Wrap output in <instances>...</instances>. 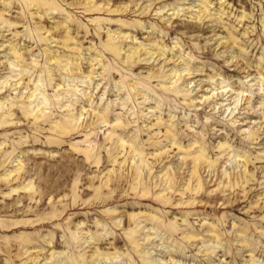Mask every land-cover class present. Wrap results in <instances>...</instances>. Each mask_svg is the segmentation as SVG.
Masks as SVG:
<instances>
[{"label":"rangeland","instance_id":"obj_1","mask_svg":"<svg viewBox=\"0 0 264 264\" xmlns=\"http://www.w3.org/2000/svg\"><path fill=\"white\" fill-rule=\"evenodd\" d=\"M0 264H264V0H0Z\"/></svg>","mask_w":264,"mask_h":264},{"label":"clouds","instance_id":"obj_2","mask_svg":"<svg viewBox=\"0 0 264 264\" xmlns=\"http://www.w3.org/2000/svg\"><path fill=\"white\" fill-rule=\"evenodd\" d=\"M179 81H173V86L178 84ZM160 81L157 82L156 86H153V88L149 89V91H153L154 89L159 88ZM165 91H168V89H165ZM227 89H225L223 86L220 87L217 91L211 92L203 101L204 104L208 106V110L213 115H219L221 112L224 113V116L226 119H231L232 115H235L236 111L239 110L241 100L239 98H236L235 101H230ZM210 119V118H209ZM66 239L68 240L69 244L71 245L70 251L72 253V256L74 259H78V255L82 253L86 247H91V244L85 245V240H87V237H84L83 239L79 238H73L72 236L66 234Z\"/></svg>","mask_w":264,"mask_h":264}]
</instances>
